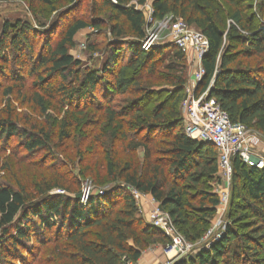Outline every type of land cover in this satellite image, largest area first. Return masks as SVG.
Instances as JSON below:
<instances>
[{
  "label": "trees",
  "instance_id": "1",
  "mask_svg": "<svg viewBox=\"0 0 264 264\" xmlns=\"http://www.w3.org/2000/svg\"><path fill=\"white\" fill-rule=\"evenodd\" d=\"M99 1V9L111 13L107 29L98 18L74 19L58 33L52 32L57 21L48 27L24 21L3 27L0 74L9 82L0 94L31 104L45 119L50 118L46 101L56 98L65 112L52 135L45 127L23 123L8 100L0 110V153L14 155L19 148L31 157L60 148L65 152L78 128H96V139H105L101 162L93 173L88 166L81 175L91 174L95 185L108 188L92 191L83 203L77 194L80 180L71 183L62 174L33 182L30 192L19 182L0 184V264H27L22 247L33 241L41 245L50 233L54 238L46 241L56 246L63 241L56 253L60 264H136L154 242L150 238L165 237L146 223L130 190L159 203L189 243L204 238L220 203L210 188L218 177L216 150L185 134L178 108L186 85L185 54L171 44L141 50L146 20L142 11L128 6L133 0ZM68 2L72 8L60 16L77 6V0ZM40 3L49 6L50 0ZM152 10L154 19L173 16L207 39L196 97L212 84L208 101L214 100L231 123L264 134V0H153ZM87 28H105L109 36L103 51L88 45L102 53L96 68H81L69 54L77 33ZM37 40L41 46L34 56ZM124 95L132 100L116 106L115 98ZM153 98L159 102L149 106ZM87 138L79 135L80 147ZM12 139L20 144L10 146ZM116 143L128 153L127 161L117 158ZM95 144L88 148L97 149ZM139 150L140 163L132 157ZM77 153L82 156L80 149ZM55 189L63 194H50ZM229 208L264 220V168L233 162ZM238 216L218 239L175 264H264V226L239 232L236 224L246 215Z\"/></svg>",
  "mask_w": 264,
  "mask_h": 264
},
{
  "label": "rangeland",
  "instance_id": "2",
  "mask_svg": "<svg viewBox=\"0 0 264 264\" xmlns=\"http://www.w3.org/2000/svg\"><path fill=\"white\" fill-rule=\"evenodd\" d=\"M99 0H77V6L75 9H72L67 13V15L63 14V10L68 7L72 8V4H69L68 0H50L49 6H44L40 3V0H3L0 1V40L3 37V27L7 23L15 24L17 21L30 22L32 25L35 23L42 24L43 26H47L53 22H56V26L53 33H58L62 31L70 22L74 19L83 18L86 20H91L93 18H98L103 21V27L107 29V26L113 24V20L111 17V13L107 10L99 9L100 6ZM152 2L153 0H146V3L142 6H139L136 1H131L129 3V7L142 11L145 20L147 22V26L144 28L145 37L155 36L159 38L160 41L166 42L168 41L173 33L182 31V26L176 20L172 18V16L168 15L162 20L154 19L152 16ZM248 4V3H247ZM257 21L255 20L254 23ZM230 21L227 20V24ZM184 28L189 31L199 32L196 29L189 27L184 24ZM48 27V26H47ZM105 28L102 31H96L92 28H87L77 33L74 38V48L69 51V54L80 63V67H91L96 68L100 65L102 60L101 52H92L88 49V45L95 44L102 51L105 50V46L108 43L109 36L107 35V31ZM126 38H130V36H126ZM42 40V39H41ZM41 41L38 40L34 45V56L38 54L40 51ZM242 47H237L236 51H239ZM0 54H2L0 52ZM186 60L187 56L190 55L192 57V53H184ZM27 56V53H25ZM245 62V61H244ZM5 61L2 60L0 56V70L4 66ZM17 68V67H16ZM192 67L189 65L187 60V69L185 71L186 77V85L181 92V99L178 104V108L182 117L184 116V104L188 98L187 93V85L192 84ZM8 78L6 75L0 74V88L4 87L7 84ZM30 79L26 81L27 86L30 84ZM29 87V86H28ZM161 89V88H159ZM156 89V90H159ZM202 95V94H201ZM200 95V97H201ZM194 97H196V89L194 93ZM197 98V97H196ZM11 101L12 108L15 109V112L20 114L22 122H30L32 124H36L37 126H42L48 129L52 135L56 131L59 121L62 119L65 109L58 103L57 99L46 101V115H49V119H45L40 115V112L37 108L33 107L31 104L21 105L19 102H15L13 98L8 99L7 97H3L0 94V110H2L5 105H7V101ZM132 97L129 95L117 96L115 98V105L121 107L125 105V103L130 102ZM159 99L153 98L150 105L156 104ZM78 132L76 135L78 136L76 140L72 142V144L66 149L64 152L63 149H57L55 154L49 155L47 152L41 151L39 153H34V156L25 155V152L19 148L16 154L12 155L11 150L6 151L5 153H0V184L10 183L14 185L16 182L25 184L27 191H31L30 185L34 182H41L42 179L53 178V176L64 175L69 179L71 183L75 180H80V190L77 192L79 197L81 198L86 192L98 191L101 189H107V187H98L95 185L93 180L91 179V174L81 175V172L84 171L85 167L89 166L90 173L95 171L97 164L101 162V143L105 139H96V136L99 135V132L96 128H88L84 129L83 127L78 128ZM247 131L254 132L259 137H254L251 143V150L257 154L264 156V134L254 130L248 129ZM87 134V139L83 143L82 147H80L79 135ZM97 146V149H92L91 146L88 148V145H93V143ZM56 143V140L53 141V144ZM20 143L12 139L9 141L10 146H18ZM103 147V146H101ZM78 149L81 150L82 156H86L88 159L86 162L83 161V157L79 156L81 154L77 153ZM85 150V151H84ZM115 154H117V158L122 159L123 161H127L129 156L126 151L123 150V147L115 144L114 147ZM90 156H87V153ZM217 155V160L219 154L215 152ZM82 157V158H81ZM134 159H136L139 163L142 160V150L137 151L134 155H132ZM73 180V181H71ZM210 188L213 193H215L219 197V201L221 198L227 194L228 198L226 203H219V205L215 208V214L210 221V225L208 228V232L204 236V238L200 241L191 244L195 249L199 248L205 242L207 243L209 239L216 240L218 236L222 232L225 231L226 227L231 224L230 221L232 218L238 220L239 214H245L246 217L243 218L240 222H238L236 227L239 226V232L248 231L251 229H261L264 226V220H258L251 215V212L240 210L238 213L234 212L229 208V200H230V188L224 184L222 179H217L215 182L210 183ZM50 194H63L61 190H53ZM67 194V193H66ZM72 195V194H71ZM150 202L152 206L148 208L147 212L149 213L151 210L158 209L163 210L159 203L154 201L150 196ZM147 213V214H148ZM143 216V214L141 213ZM232 222V221H231ZM234 225V224H233ZM235 226V225H234ZM261 233L264 234V229H261ZM165 237V236H164ZM51 240L54 238V234L50 233L49 237ZM48 238H43V243L37 244L34 241L26 247H22L23 256L27 261V264H60L57 258V252L63 249V246L60 245L63 243H59V246H56L52 241H46ZM166 238V237H165ZM161 236L150 238L153 243L149 244L142 251L143 258L145 260L148 259L149 256H156L153 258L154 261L151 264H167L168 258L163 254V247L168 243V240ZM158 242H155V241ZM208 244V243H207ZM264 245V244H263ZM264 248V246H263ZM194 253V251H193ZM190 254L188 257L193 255ZM159 255V256H157ZM264 258V254L261 256ZM178 259L172 260L171 264H175L178 262ZM10 264V263H9Z\"/></svg>",
  "mask_w": 264,
  "mask_h": 264
},
{
  "label": "built area",
  "instance_id": "3",
  "mask_svg": "<svg viewBox=\"0 0 264 264\" xmlns=\"http://www.w3.org/2000/svg\"><path fill=\"white\" fill-rule=\"evenodd\" d=\"M111 1L116 3L115 0ZM174 20L181 24L182 31L173 33L166 42L160 41L154 35L144 37L141 42V50L146 52L156 46L171 44L183 53H192V57L187 56L188 63L193 69V85L190 83L186 88L188 98L184 104V132L190 139L199 143L210 144L215 148L219 154L217 176L222 179L227 188H230L235 160L250 168L258 170L264 168V156L253 152L250 148L254 137L258 138L259 136L254 132L247 131L248 129L241 124L231 123L227 114L215 104L214 100L208 101L207 92L203 93L201 97H194L195 89L204 77L202 60L208 51V41L200 32L186 30L184 28L185 23L181 20ZM90 193L86 192L80 198L81 202L85 203ZM130 193L138 205L143 194L133 190H130ZM227 198L228 195L225 194L220 200L221 203L225 204ZM146 223L167 238L168 243L163 247V254L168 258L167 264H171L170 261L175 259H185L195 251V248L185 240L173 225L166 212L159 210V208L151 210L147 214Z\"/></svg>",
  "mask_w": 264,
  "mask_h": 264
},
{
  "label": "crops",
  "instance_id": "4",
  "mask_svg": "<svg viewBox=\"0 0 264 264\" xmlns=\"http://www.w3.org/2000/svg\"><path fill=\"white\" fill-rule=\"evenodd\" d=\"M138 206L140 209V212L143 214V218L146 221L147 219V210L152 206L150 202V196L149 195H142L139 202ZM159 256V255H157ZM153 258H156V256H149L147 260L143 258V255H141L140 259L138 260L137 264H151V262L154 261Z\"/></svg>",
  "mask_w": 264,
  "mask_h": 264
},
{
  "label": "water",
  "instance_id": "5",
  "mask_svg": "<svg viewBox=\"0 0 264 264\" xmlns=\"http://www.w3.org/2000/svg\"><path fill=\"white\" fill-rule=\"evenodd\" d=\"M212 88V84L209 86L208 90H207V94H206V97L208 98V95H209V92H210V89Z\"/></svg>",
  "mask_w": 264,
  "mask_h": 264
}]
</instances>
